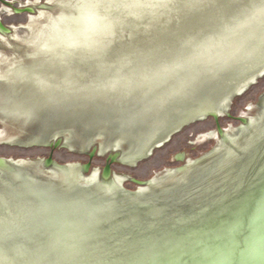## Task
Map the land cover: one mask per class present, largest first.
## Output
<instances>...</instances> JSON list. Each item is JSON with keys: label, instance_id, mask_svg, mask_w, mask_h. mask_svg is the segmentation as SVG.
I'll use <instances>...</instances> for the list:
<instances>
[{"label": "clouds", "instance_id": "1", "mask_svg": "<svg viewBox=\"0 0 264 264\" xmlns=\"http://www.w3.org/2000/svg\"><path fill=\"white\" fill-rule=\"evenodd\" d=\"M163 3H133L132 10L158 11ZM79 23L81 30L73 32L66 21H60L58 30L62 32L63 43L68 50H96L105 44L111 34L112 24L107 15V6L103 0H80ZM264 48V0H251L237 15L225 23L218 36L209 37L192 47L184 64L173 67L206 62L210 70L226 68L233 62L250 59ZM183 87V84H181ZM63 243L62 238L56 244ZM67 254L73 252L71 245H66ZM0 264H18L15 256L0 253Z\"/></svg>", "mask_w": 264, "mask_h": 264}, {"label": "snow or ice", "instance_id": "2", "mask_svg": "<svg viewBox=\"0 0 264 264\" xmlns=\"http://www.w3.org/2000/svg\"><path fill=\"white\" fill-rule=\"evenodd\" d=\"M259 210L264 212V197H262L259 202ZM253 214H255V209L253 210Z\"/></svg>", "mask_w": 264, "mask_h": 264}]
</instances>
